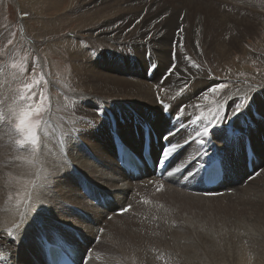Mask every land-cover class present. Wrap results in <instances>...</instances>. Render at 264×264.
<instances>
[{
  "label": "bare ground",
  "instance_id": "bare-ground-1",
  "mask_svg": "<svg viewBox=\"0 0 264 264\" xmlns=\"http://www.w3.org/2000/svg\"><path fill=\"white\" fill-rule=\"evenodd\" d=\"M78 1L52 0L46 3L45 8L49 11L56 10L58 13L63 9L66 14L70 13L68 10L71 11L76 7ZM139 1L141 3L139 8H131L128 15L121 14L116 19L112 18L113 11L104 12L103 7L106 5V0H101L95 9L85 14L81 12L82 15L65 21L66 24L69 21L70 23L77 21L78 25L73 29L79 33L85 28H92V26L105 22L101 24L103 30L88 29L95 33V36H92L96 39L94 47L96 49L93 50L95 60L93 59L90 65L81 63V74L78 76H76V68L79 64H76L70 71L72 77H70L68 86L74 88V92H77L75 89L86 91L78 96L84 104H77L78 99L77 101L61 99L56 105L58 115L55 120L58 119L62 141H59L61 138H58L59 135H56V132H52L51 136L43 137L41 147L33 154L31 151L18 150L15 140L19 138L16 135L9 136L7 127H5L7 129L4 130L5 133L0 130V138L5 143L4 147L7 146V155L2 157V162L0 160L1 173L5 174L4 183L0 186V254H2L0 264H47L46 249L50 243L63 246L72 245L79 249L80 254L77 257L79 264H107L108 253L105 255L103 251H100L101 243L106 238L112 241L117 240L115 232L118 227L121 229L124 225V219L127 223L134 222L137 226V223L144 221L146 210L149 211V207L156 209L157 212L162 211L166 202L176 199L177 201L185 200L186 196L190 197L188 199L205 200L215 197L241 196L243 198L251 192L252 183L256 180L255 174L260 168H264V82L260 83L263 92L254 90L253 93V84L249 82L241 86V90L233 88L224 95L221 101L217 102L212 100V93L208 92V89L218 84L217 80L209 77L208 74L202 75L203 66L196 64L189 57V54L192 56L195 53L194 49L198 45L203 53L205 52L209 57L212 55L215 61H221L231 67L240 66L241 64H236L232 58L234 55L237 56L236 60L240 59L238 55H242L241 58H243V53H237L238 49H242L240 46L242 39L251 37L255 26L264 25V0L259 1V10L252 8L255 6L254 0H242L241 5H244V12L249 16L257 14V17L248 16L246 18L244 13L245 16L241 19L231 15L225 16V9H221L222 6L218 1L214 5L211 0H203V2L200 0ZM225 2L229 5L235 3L234 0H225ZM64 3H66L65 8L60 6ZM167 3L174 6L175 10L180 8L179 14L175 15V12L165 7ZM236 3L238 6V2ZM126 5H128V0ZM126 8L130 9L129 6ZM194 11L196 17L199 18L195 23V26L199 28L198 37L185 40L179 33L174 30L170 31L173 25L176 29L186 22L188 15ZM90 14H92L91 17ZM88 18L91 21L92 19L97 21L87 23ZM234 23L237 26L235 37L232 30H228L229 25L235 26ZM57 31H60V27ZM193 34L195 33L191 31L188 36ZM0 43V55L4 57L2 53L4 43L1 40ZM98 43H101L102 50L106 47V52L104 50L102 57L105 59L108 53L111 58L115 59L114 61H103L100 56L98 57L96 51L101 49L97 48ZM73 53L79 57L84 55L78 50ZM224 55L228 56L227 60L224 59ZM118 59H121V62ZM206 60L208 62V58ZM122 63L127 66L124 67ZM2 64L10 67V61L2 60ZM173 64L178 74L167 76L164 79L167 70ZM193 64L199 67H193ZM107 72L109 74H106ZM13 73L8 68L0 72V100L8 97V103H11L10 98L18 90L16 75ZM130 74L132 76L128 77ZM192 79L196 81L192 82ZM205 93L208 95L207 100L204 99ZM244 96L252 98L250 107L242 110L238 117H233L231 115L233 102ZM106 100L111 101L112 106H118L121 109L108 106L106 113L101 111L100 114L92 117V109L89 107L92 108L93 105ZM160 101L164 102L163 106ZM85 104L88 108L84 107ZM187 104L189 107L181 112L180 107ZM147 106L149 108L145 110ZM217 111L221 115L227 114V117H232L222 121L219 127L212 129L211 134L204 138L207 142L203 146L198 142H191V138L196 137V131L203 127L200 119L197 118L201 117L204 123H208ZM169 112H172L171 119L167 116ZM46 115L45 120L47 121L49 114ZM100 124L104 126L102 129L98 128L100 134H95ZM70 126H72L70 136L63 137V132L69 131L67 128ZM250 127L253 129L251 133L248 130ZM149 131L152 136V153L158 163H168L167 173L159 179L151 176L141 180H132L119 165L116 142L121 145L127 143L142 156L144 135ZM169 132L173 135L165 140L164 137ZM185 139H188L189 143H185ZM240 141L244 143L243 147ZM169 142H179L181 147L170 158L162 160L161 151ZM59 143L63 148L68 149H60ZM251 151L254 152L252 161L254 166L250 169L248 159ZM205 152L207 156L203 155ZM79 156L87 160L83 161ZM216 159L222 162L225 177L219 187H208L205 182L210 179L204 180V174L207 166ZM251 170L254 172L249 173ZM50 176L64 177V179L55 181L60 189L50 191L47 185ZM208 177L213 180L210 175ZM184 182L185 184L182 185ZM244 183L245 185L242 186ZM68 188L72 190L74 195L72 198L66 195ZM223 189L225 191L222 195L207 193ZM230 190H233L232 195L229 194ZM109 195L114 196V200L108 206L95 204L96 200L100 201L102 197L106 198ZM66 196L69 200L63 201V205L61 199ZM207 197L210 198L207 199ZM148 202L151 203L148 204ZM156 202L162 205L156 206ZM128 205H131L128 212L118 213ZM68 207L69 211H66ZM37 208L48 209L52 213L47 210L46 214H38V218H29L28 213L36 214ZM43 216H51V218L46 219ZM107 216L113 219L108 220ZM33 219L37 220L33 221ZM183 220L185 221V218ZM39 221H48L54 225L49 228L46 224L40 225ZM17 224L23 225L24 230L19 228L16 230V235L10 237L7 234L8 230H15ZM130 226L128 227L131 229L132 226ZM185 227L186 224L180 220L178 227L169 229L171 230L169 236L173 235L174 230L178 233ZM32 233L35 234L31 235ZM146 234L150 235L147 231ZM78 235L87 243L86 246L78 242ZM141 235L140 238L143 241V235ZM26 236L29 237L25 238ZM122 241L121 239V243ZM175 244L173 246H176ZM153 248L148 249V252ZM163 255L165 256V253L162 252V258Z\"/></svg>",
  "mask_w": 264,
  "mask_h": 264
},
{
  "label": "rangeland",
  "instance_id": "rangeland-1",
  "mask_svg": "<svg viewBox=\"0 0 264 264\" xmlns=\"http://www.w3.org/2000/svg\"><path fill=\"white\" fill-rule=\"evenodd\" d=\"M100 1L101 0H81V1L79 0L76 7L74 9H71V11L68 10V12L70 13L65 14L64 13L65 10L63 9L61 11L58 10L60 11L58 13L56 10L49 11L45 8L46 3L52 2V0H0V40L1 42L4 43L3 52H2L4 54V57L0 55V72L1 70L3 72L4 70H6V68H8L10 72L12 73L14 72L13 74L17 76V77L15 76L16 82L18 83L16 85L17 89H20L22 84L26 82H30L32 78L31 74L33 72V67H34L33 62H35L36 78H39V74L41 72H43L44 74V78L46 82L42 83L40 87L35 89L37 93L36 96L37 100H39L38 94L41 92H43L47 97V102L45 104L47 110L42 114L41 117L44 121V125L41 128V135H40L41 143L43 137H46L48 135L51 136L52 132H56L55 134L59 135L58 138L59 137L61 138L58 119L55 120V118H57L58 115V109L56 105H58L57 103L61 99H69V100L74 99L76 101L78 99L77 104L79 105L84 104L83 101L80 100V98H78V96L85 93L86 91L82 92L81 89L79 90L75 89L77 90V92H74V88L72 89L71 87L68 86L71 80L70 77H72L70 71H72V69L75 67L76 64H79V67L76 68L77 71L76 76H78V74L79 75L81 74L80 71V68L82 67L81 63H87V64L89 63L90 65L92 64L91 62L95 60L93 56L94 55L93 50L96 49L94 48L96 45V39L92 37L95 36V33L90 32L88 29H93L97 31L103 30L104 28L101 24L104 23L105 21L101 22L99 25L92 26V28L91 27L85 28L80 33L77 31L75 32V30L73 29V27L78 25L77 21H73L71 23L69 21L67 24L65 21L69 19L72 20L71 18H76L79 15L85 14L91 11L92 9H95L97 3H99ZM130 1L133 2L132 5H131L132 2ZM163 1L165 0H160V2ZM217 1L222 6L221 9L222 10L225 9L224 10V12H226L225 16L231 15L232 17L236 16L238 19L240 17L241 19L246 15L245 17L248 18L249 14L244 12L243 10L244 5H241V2L243 3L242 0H238V1L234 0L235 3H233L232 5L227 4L225 0H211L213 5L216 4ZM254 1H255V6L253 7L251 6V7L254 10L256 9L259 10L260 5L258 4L259 1L261 2V0H254ZM200 2H203V0H200ZM236 2H238V6ZM170 3H167L165 7L170 8L173 12H175V15H178L180 8L175 10L174 6H171ZM126 4H127V0H116V1L106 0V5L103 7V10L104 12L113 11L115 14L113 13L112 18L116 19L121 14L128 15L130 10L139 8L141 5L139 0H128V5ZM137 4H139V6ZM60 6L65 8L66 3L60 4ZM125 6L126 7L129 6L130 9L126 8ZM119 7L122 8L119 9ZM225 7L227 8L228 11L226 10ZM124 10H126V12H124ZM117 13L118 15H116ZM105 14L106 13H104V15ZM89 16L91 17L92 14H90ZM249 17H257V14H253L252 16L250 15ZM197 19L199 18L196 17L194 11L192 12V14L188 15L186 22H184L176 29L174 28L175 25H173L170 31L174 30V32H177L180 35H182V38L185 40L196 38L199 35L198 34L199 28L195 26ZM87 20H88L87 23L97 21L93 19L91 21L90 18H88ZM57 25L58 27H60V31H57L58 27H55ZM234 25L235 26L229 25L228 30H232L233 36L235 37L237 35L235 33V28L237 26L235 23ZM256 27L257 26L253 28L254 33L251 34V37H247V38L245 37L244 39H242L243 46L240 45L242 49L237 50V53L244 54L243 58H241L242 55H238V57L240 58L238 60H236L237 56L235 55L232 58V60L236 64L237 63L241 64L238 67H231L230 65L222 63L221 61H215V58H213L212 55L209 57V55L208 54L206 55L205 52L203 53V50H201V48L199 49V47H195L194 49L195 53L193 52L194 54L192 56L191 54H189V57L192 58V60L195 61L196 64L198 65L201 64L203 66L201 70L202 75L208 74L209 77H212L213 79L217 80L218 84L224 82L227 83L228 86L226 89L222 91L220 97H217L216 95L212 94V100L219 102L222 100L224 95L228 93L230 90H232L233 88H238L241 90V86L248 84L249 82H251V85L253 84L252 85L254 87L252 89L253 93L254 90H261V92H263V87L260 86V83L262 81L264 82V25L262 26L260 25L257 28ZM180 29H183L182 33H180ZM190 30L195 34H193L192 36H188L191 33ZM236 31L238 32V29H236ZM91 33L93 35H91ZM9 41H11V43H9ZM84 42L86 44H84ZM97 46H99L97 48H101V43L100 44L98 43ZM105 49L106 47L103 50L101 48L96 51L98 57L100 56V58H102L103 61H108V62L114 61L115 59L111 58L110 55H108V53L105 59L104 57H102V54L104 53ZM75 50L81 51L82 54L84 55H81V57L75 56V53H73ZM204 54L207 57H205ZM223 57L225 60H227L228 58V56L225 55ZM206 58H208V62ZM126 59L127 56L125 60ZM2 60L10 61V67L7 66L9 65L8 63L7 65L4 66V64H2ZM118 60L121 62V59ZM129 61L132 62L131 60ZM13 65L16 66L13 67ZM231 65H233V63ZM126 66L127 64H124V67ZM25 67L27 68V71H24L22 73L21 69ZM84 74H86V72ZM106 74L109 73L107 72ZM131 76H132L131 74L128 75V77ZM149 79H151L150 76ZM195 81L196 79H192V82ZM251 93L252 92H250V94ZM245 95H247V93H245ZM143 105H148V104H143ZM108 106L109 107L112 106V103L111 101L106 100L103 102H99L97 105H93L92 108L89 107L90 109H92L91 110V113L93 114L92 117H95L96 115L100 114L101 111L102 112L104 111L103 113H106ZM84 107H87V104H85ZM188 107L189 104L184 106V110H186V108ZM112 108L121 109L118 108V106H112ZM145 108H146L145 110H147V108L149 107L147 106ZM163 112L165 114L164 110ZM47 113L49 114V120L46 121L45 119ZM171 115L172 112L167 113V116L170 119H171ZM231 117L232 116H229L228 119H230ZM174 120H175L174 122H176V119ZM200 122L202 123L203 126L208 124V123H204L201 119ZM103 126L104 124H100L96 128L95 134H100L98 128L102 129ZM71 128L72 126L67 128L69 129V131L66 130V132H63V137L70 136ZM0 130L5 133L4 130L7 129L4 127V128H0ZM248 130L250 133L251 131H253L251 127ZM18 138L20 137L18 136ZM9 141L11 143L10 139ZM59 141H62V138L59 139ZM240 142H241L240 145L243 147L244 143L242 141ZM59 145L61 146L60 149L63 148L61 143H59ZM4 146L5 143L0 138V155H2L0 156L1 162H2V157H6L7 155L6 154L7 146L6 148ZM4 148L6 151L4 150ZM67 149H68L67 147H64L62 150H67ZM79 157L82 158L83 161L87 160L84 157L81 156ZM92 160L95 161L94 159ZM254 171H255V167H254ZM254 171L251 170L249 173H253ZM263 176H264V168L262 167L255 174L256 180H254L252 183L251 192L247 193L246 196H244L243 198L241 196L231 197V198L207 197V199L210 198V200H205V199H193V198L188 199L190 197L186 196L187 200L186 199L185 200L186 201L189 200L190 202L189 201L186 202L184 199H180L178 201L176 199L173 200L172 202H166L165 208L162 211L157 212L156 209H152V207H149V209L148 208L147 209L149 211L150 210L152 211L149 212L146 210L147 213H146V217H144L143 219L144 221L137 223V226L134 225V222L129 221V223H127V220L124 219L123 221L124 225L121 227V229L118 227L116 229L117 233L115 232V234H117V240L120 241L119 242L117 240L112 241L106 238L101 243L100 251L101 252L103 251L105 255L106 253H108L107 264H123V263L124 264L126 263L128 264H264V177ZM58 179L61 180L64 179V177L63 178L54 177V176L49 177L48 180L49 182L47 181V185L49 186L50 191L52 189H60L58 188L59 184H55V181ZM4 180H5V174H2L0 169V186L4 183ZM245 183L242 186H244ZM184 184L185 182L182 185ZM224 191L225 189L218 192H207V193L222 195ZM229 194L232 195L233 190H230ZM66 195H69L72 198L73 195L72 190L68 188V193ZM66 200H69L67 196L61 199L63 205H64L63 201L65 202ZM183 200L184 203H182ZM150 203L151 202H148V204ZM155 204L156 206L159 205L158 202H156ZM161 205L162 204H160L159 206ZM68 209L69 207L66 209V211ZM47 210L48 209L39 208L37 210L38 212L34 215L28 213V217L38 218V214H46L47 212L52 213L50 210L48 211ZM43 217H45L46 219L51 218V216L49 217L43 216ZM182 218L183 219L185 218V221ZM107 219L112 220L113 218L109 219V216H107ZM36 220L33 219V221ZM180 220L184 222V224H186L184 230L182 229L181 231H178V233L176 232V230H174L172 233L173 235L169 236L171 234L169 233L171 232V230L169 229L172 227L175 228L178 227ZM39 224L40 225L46 224V226H48L49 228L53 227L54 225L53 223L48 221L47 222L39 221ZM129 225L132 226V227L130 226L131 229L128 227ZM20 228L21 230H24L23 225H21ZM146 231L150 235H147ZM140 232L143 235L142 238L144 242L140 238L141 235ZM176 233L178 235L180 234V236H176L177 235ZM33 234L35 233H32L31 235ZM135 236L136 239L134 240ZM28 237L29 236H26L25 238ZM176 237L181 240L179 241ZM121 239L123 240L122 243H121ZM97 241L98 239L96 238V242ZM173 241L176 242V244L174 242L176 246H173L174 245ZM179 242H180V246H178ZM136 246H138L137 247L138 249L135 248ZM150 248L153 249H151V251L148 252V249ZM152 250H154L155 252ZM162 252L165 253L166 257L163 255L162 258L161 256ZM115 253L117 255H115ZM152 253L155 257L152 255ZM146 256H148L147 259ZM151 256H153L154 258ZM138 257L139 258L142 257V258L139 259Z\"/></svg>",
  "mask_w": 264,
  "mask_h": 264
},
{
  "label": "snow or ice",
  "instance_id": "snow-or-ice-1",
  "mask_svg": "<svg viewBox=\"0 0 264 264\" xmlns=\"http://www.w3.org/2000/svg\"><path fill=\"white\" fill-rule=\"evenodd\" d=\"M183 29H180L182 33ZM11 43V41H9ZM198 47V45H197ZM33 72L31 74L30 82H26L22 84L20 89H18L14 96H12L11 103H8V97L4 100H0V128L7 127L8 135H16L20 138L15 140V145L18 147L20 151H31L35 154L39 148L41 147V128L44 125V121L41 118L42 114L47 110L45 104L47 102V97L43 92L39 93V100L36 99L37 93L35 91L36 88L40 87V85L45 81L44 74L41 72L39 74V78H36L35 73V62H33ZM16 65H13L15 67ZM193 67H199L198 65L193 64ZM27 71V68L21 69V72ZM177 73V69L175 64L172 65L171 68L167 70V76H171ZM227 83H219L214 87L208 89V92L220 97L222 91L227 88ZM159 100V94H158ZM204 99H208L207 93L204 95ZM250 96L239 97L237 101H234L231 106V115L233 117H238L242 110H246L250 107L251 103ZM163 106V101H160ZM199 107V105H197ZM167 110V109H164ZM180 111H184V106L180 107ZM227 114L221 115L219 111H217L212 120H209L208 124L204 125L201 129L196 131V137L191 138V142H198L201 146H203L207 141L204 139L208 137L212 129L219 127L221 122L226 120ZM198 120L201 117L197 118ZM210 125V126H209ZM173 133L169 132L167 136L164 137L165 140H168ZM199 138V139H197ZM185 143H189L188 139H185ZM181 147L179 142L171 143L165 145V147L161 151V159L167 160L175 152ZM203 155H207V152L203 153ZM199 163V160H197ZM127 211V209H125ZM23 222V215L21 217ZM20 224H17L14 229H9L7 234L10 237H14L16 235V230L20 228ZM0 259H2V254H0Z\"/></svg>",
  "mask_w": 264,
  "mask_h": 264
}]
</instances>
